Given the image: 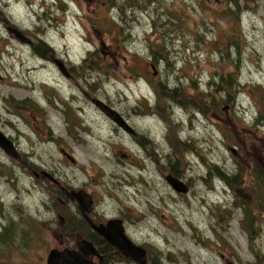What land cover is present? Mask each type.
<instances>
[{"label":"rangeland","instance_id":"obj_1","mask_svg":"<svg viewBox=\"0 0 264 264\" xmlns=\"http://www.w3.org/2000/svg\"><path fill=\"white\" fill-rule=\"evenodd\" d=\"M11 1L29 30L43 9L46 40L72 61L64 76L14 42L2 59L19 159L0 148V264L75 244L63 222L76 203L41 172L122 219L146 264H264V0Z\"/></svg>","mask_w":264,"mask_h":264},{"label":"flooded vegetation","instance_id":"obj_2","mask_svg":"<svg viewBox=\"0 0 264 264\" xmlns=\"http://www.w3.org/2000/svg\"><path fill=\"white\" fill-rule=\"evenodd\" d=\"M25 2L30 7H32V3L34 1L33 0H26ZM16 6H17V1L0 0V67L4 64V62L2 60L4 55L6 56V58H9L10 56H12V53H10L8 49H9V47H11V45L14 42V43L19 44L22 47L27 48V50H30L32 56L43 64L45 62H48V63H52V65L57 67V65H60V63H62L65 67V73L66 74H62V73L61 74L64 76H69L68 75L69 67L67 66V63L71 62L72 60L67 58L64 54L57 53L56 50L53 48V46H51L49 44V42L46 40L45 27H44V22H45L44 19L46 16V12L43 11V9L41 10L42 12L33 11V13L40 20V22H36L33 30H29L28 28H26L22 25L24 23L20 22L18 19L15 18ZM38 7L43 8V4H38ZM14 29L18 30L20 33L23 34L25 41H23L22 38H20L16 35ZM1 73L2 72L0 70V82L1 83H4L5 81H7L9 79L14 80V78H3L4 75ZM42 83H45V82L42 81ZM3 120L5 122H9L11 124L9 126H12L13 122L11 120H9L7 117L2 118V116L0 114V131L12 142L13 147L16 151V148L14 146L16 142H14L13 136L11 134L9 135V132L7 130L3 129V127H2L3 126ZM133 133H130V134H133ZM9 137H11L12 139ZM16 159H19V154H18V157ZM51 177H52V179L55 180V183L52 182L51 178L47 177V179H49L52 183H54L61 190H63L66 198L71 200L66 195L68 190H64L65 188L60 185L61 182L56 180L52 175H51ZM187 188H188V186H187ZM91 198H93V197H91ZM71 201H73V200H71ZM94 206H95V201L92 199V210L88 213L90 221H92L95 224H100V223L105 224L106 221L110 218L107 219V218H103L102 216H100L95 211ZM76 207L78 209L77 203H76ZM78 212H79V217L77 219H79V224H78V226H75L77 228L76 230L69 232L66 229L69 226L68 220L65 219L63 222V227L65 228L64 230L68 231L70 234H73L75 236V244L73 247H70V248L76 249L77 248L76 241L80 240V239H86L87 241H90L93 244V247H95V249L97 250V253L99 255V256H97V255H91L90 254L88 256V258L91 259L95 264H104L105 261L107 262L109 255L118 256L121 258H128V257L124 256L123 254H121L119 251H117L115 247H113L112 245L107 243L100 235H98V233L90 227V224L81 216L79 209H78ZM117 219H120V218H117ZM122 224H123V221H122ZM123 227H124V224H123ZM124 233L126 234L125 227H124ZM126 236H127V234H126ZM147 261H148V258H147V251H146V262H145V264L147 263Z\"/></svg>","mask_w":264,"mask_h":264},{"label":"water","instance_id":"obj_3","mask_svg":"<svg viewBox=\"0 0 264 264\" xmlns=\"http://www.w3.org/2000/svg\"><path fill=\"white\" fill-rule=\"evenodd\" d=\"M16 35L25 41L24 36L18 30L14 29ZM59 72L65 73V67L62 63L57 65ZM92 104L115 125L128 133H133L132 128L122 117V115L111 106L99 98H91ZM0 147L13 158L18 157L12 142L0 131ZM43 176L51 178L46 172H41ZM38 176V174H36ZM167 182L176 192H186L187 186L176 177L168 174ZM55 182L54 179H52ZM71 200L76 201L81 216L90 224V227L98 233L107 243L116 248L124 256L130 258L137 264H145L146 251L143 247L134 244L124 233V227L121 219H108L105 224H95L90 221L88 213L92 210V198L83 190H69L66 194ZM77 248L63 247L60 249L51 248L46 257V264H95L88 256L98 255L93 244L86 239L76 241Z\"/></svg>","mask_w":264,"mask_h":264},{"label":"trees","instance_id":"obj_4","mask_svg":"<svg viewBox=\"0 0 264 264\" xmlns=\"http://www.w3.org/2000/svg\"><path fill=\"white\" fill-rule=\"evenodd\" d=\"M172 94L173 95H177V97L179 96V92L178 91H176V89H174V90H172ZM255 174L256 175H259V173H261L260 172V170L257 168H255ZM262 174V173H261ZM78 222H79V219H77L76 220V222H74L72 219L71 220H68V223H69V226L66 228L69 232H72V231H74V230H76L77 228L75 227V226H78ZM73 224V225H72ZM67 231V232H68Z\"/></svg>","mask_w":264,"mask_h":264},{"label":"bare ground","instance_id":"obj_5","mask_svg":"<svg viewBox=\"0 0 264 264\" xmlns=\"http://www.w3.org/2000/svg\"><path fill=\"white\" fill-rule=\"evenodd\" d=\"M167 175H168V174H167ZM167 175H166V176H167ZM170 175H171V174H170ZM166 176H165V177H166ZM165 179H166V178H165ZM166 181H167V180H166Z\"/></svg>","mask_w":264,"mask_h":264}]
</instances>
